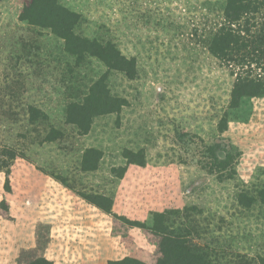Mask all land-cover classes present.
<instances>
[{"label":"rangeland","instance_id":"rangeland-1","mask_svg":"<svg viewBox=\"0 0 264 264\" xmlns=\"http://www.w3.org/2000/svg\"><path fill=\"white\" fill-rule=\"evenodd\" d=\"M231 3L0 0V264H262L264 93L210 45L264 0Z\"/></svg>","mask_w":264,"mask_h":264},{"label":"trees","instance_id":"trees-1","mask_svg":"<svg viewBox=\"0 0 264 264\" xmlns=\"http://www.w3.org/2000/svg\"><path fill=\"white\" fill-rule=\"evenodd\" d=\"M242 4H244V0H232V3L226 9V17L231 22L235 21V16L239 13ZM247 28V27H246ZM245 29V28H243ZM248 29V28H247ZM70 30V25H67L66 28L60 26L56 28V32L60 33L66 40L76 38L74 34ZM235 29L231 27L222 28L219 34L215 37L214 41L210 45L212 52L223 60L224 63L230 64L231 67H234V59L239 58L238 66L244 67L249 66V72L238 73V83L235 86V90L233 91V99L232 106H237L240 99H248V97H258L259 95L264 93V54L261 59L258 52L260 51V45L264 44L261 37L251 35L253 40L250 39L249 42H245V44H239L238 38H236ZM89 44H91L89 42ZM249 44V45H248ZM72 51L78 54H84L85 52H90L95 55L102 57L109 65L117 68H121V64L119 62L114 61L111 62L107 57L104 56L102 52L98 50H93L90 48H72ZM254 74V71H256ZM258 70L262 72H258ZM130 70H128L129 72ZM245 83V86H249L252 88V92H247L248 90H244L243 94L237 92L239 84ZM245 97V98H244ZM242 100V101H244ZM46 264H51L49 261L42 259ZM136 261V260H135ZM138 264H142V261H136ZM161 262L160 264H162ZM31 264H39V262H34ZM262 264H264V258H262Z\"/></svg>","mask_w":264,"mask_h":264}]
</instances>
